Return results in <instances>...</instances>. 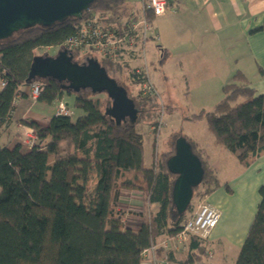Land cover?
Instances as JSON below:
<instances>
[{
	"label": "trees",
	"instance_id": "16d2710c",
	"mask_svg": "<svg viewBox=\"0 0 264 264\" xmlns=\"http://www.w3.org/2000/svg\"><path fill=\"white\" fill-rule=\"evenodd\" d=\"M136 9L127 0H94L79 19L35 25L0 41V134L17 101L27 96L22 88L35 81L43 84L37 101L51 104L70 95L74 107L83 112L72 120L73 112L55 111L47 124L20 120L32 128L34 143L26 148L20 142L0 145V264H142V253L151 246L157 257L164 255L171 264L173 251L164 252L156 245L162 238L178 243L175 236L193 205L190 202L181 214L173 205L176 176L166 161L179 136L190 143L204 170L194 188L196 196L210 194L221 185L206 149L182 130L171 133L175 136L171 148L156 151L147 165L143 134L136 129L140 110L134 123L128 119L116 123L107 113L110 99L105 93L74 92L64 81L29 77L34 58L40 56L38 49L63 47L77 55L83 46L71 48L69 41L78 38L82 24L95 16L101 27L122 32ZM164 52L160 61L166 59ZM122 59L114 62L117 67L129 65L130 60ZM128 78L138 87L142 81L136 74ZM222 93L211 110L182 119H205L215 141L247 167L264 154V92L255 94L246 76L236 71ZM125 190L140 191L141 209L120 207V193ZM258 194L234 264H264V185ZM127 218L137 219L136 228L126 224ZM205 240L191 236L180 264L205 263L210 251Z\"/></svg>",
	"mask_w": 264,
	"mask_h": 264
},
{
	"label": "crops",
	"instance_id": "0c3cea01",
	"mask_svg": "<svg viewBox=\"0 0 264 264\" xmlns=\"http://www.w3.org/2000/svg\"><path fill=\"white\" fill-rule=\"evenodd\" d=\"M127 3L130 7L139 6L136 2ZM169 16L176 25L171 29L172 24L170 31L174 30L175 33L167 37V34L163 33L165 31H162L160 45V49L167 52V59L174 57L186 72L195 73L194 69H200L203 73L211 74L214 88L221 89V92L222 86L232 81L236 71L246 76L255 94L264 92V0H178L176 12H167L153 18L154 27L165 25L164 21L171 19ZM185 29L188 30L183 33ZM22 89L27 93L23 98L28 100L29 87ZM62 98L68 103L65 96ZM71 98L73 99V96ZM21 99L17 101L16 109L11 113L9 123L1 129L0 144L15 140L24 145L22 132L29 127L20 120L48 123V119L40 113L25 106L20 108ZM169 101L173 102L170 99ZM181 121L187 120L181 117ZM194 139L201 144L195 137ZM143 143L145 160V138ZM213 143L219 150H208L201 144L208 152L221 182L217 189L206 195V199L221 211L217 225L204 241L207 250L211 252L210 244L212 246L214 241L220 242L224 239L241 247L259 202L258 188L264 185V154L249 166L243 167L239 162L237 164L232 160L229 151L220 148L215 138ZM148 154L150 161L145 160L147 165L152 162L153 150H149ZM119 201L120 207L127 210L142 207L141 193L138 190L122 191ZM131 203L137 206L131 207ZM151 208L155 210L156 205ZM132 219L135 223L131 227L136 228L137 219ZM156 247H162L164 252L173 251L171 264H180L179 261L189 249L188 242L178 244L170 242L167 238H162ZM164 252L161 255L165 254ZM213 255L212 252V257ZM204 262L222 264L210 261L209 257H206Z\"/></svg>",
	"mask_w": 264,
	"mask_h": 264
},
{
	"label": "rangeland",
	"instance_id": "374dc122",
	"mask_svg": "<svg viewBox=\"0 0 264 264\" xmlns=\"http://www.w3.org/2000/svg\"><path fill=\"white\" fill-rule=\"evenodd\" d=\"M127 1L133 3L136 2L140 5V0ZM156 23H158V21ZM173 23L174 20H172L171 17V19L164 21L165 25L156 24L157 27L154 28L157 36L146 42L144 57L142 53L141 58L130 61V65L132 66H141L144 64L147 66L149 80L156 91L155 95H150L148 99L146 96L144 97V95H141L144 99L139 97L138 93L140 91L138 84L130 82L125 66L120 65V67H117V65L112 61L106 62V60L101 58L96 51H90L86 48L80 50V53L74 55L73 57L74 60L79 63L84 62L87 58H96L106 69L108 74L115 78L116 81L127 90L128 96L133 99L135 106L141 111L136 129L141 132L143 134V138H145V150H147V154L145 156L146 162L150 161L148 154L149 150L151 151L152 149L153 154L155 155L156 151L171 148V143L175 137L171 133L176 130H182L183 133L189 135L190 137H195L208 150H219L216 149L219 147H215L217 145L213 143L214 137L208 129L207 121L205 119L181 121L182 116H186L193 112L198 113L203 109L211 110L214 106L213 103H215L222 96V92L221 89L214 88L215 83L213 82L211 74L203 73L200 69H194V71H196L195 73L186 72L185 68L181 66L178 60L174 57L167 59L168 55L166 56L167 61L166 59L160 61L162 54L165 53L160 49V45H162L161 33L162 31H165L163 33L167 34V37L174 34V30L170 31V26ZM153 26H155V24ZM174 26L176 25L173 24L171 29ZM187 30L188 29H185L183 33ZM158 33H160V35H158ZM58 50V47L41 48L37 50V54L40 56L45 54L56 55ZM164 62L165 64L163 65ZM249 76L252 77V75ZM65 98L68 101L69 108L73 112L71 119L75 120L79 114H82L83 112L74 107L73 99L70 95H65ZM169 99L173 100V102L169 101ZM105 100L108 102L107 97H105ZM36 102L37 104L35 105ZM108 104L110 106V101ZM56 105V102L51 104L40 101L33 102L30 98H28V100L22 98L20 102V108L24 106L28 107L31 111L40 113V115L45 116L48 120L55 114ZM158 123H160L159 129L157 126ZM22 134L25 146L23 144L22 145L26 148V142L29 139V136L27 135L28 130H23ZM15 143V140H13L7 142L6 144L11 147ZM220 148H222V150H226L222 146ZM229 154L232 160L238 164L236 158L231 153ZM154 155L152 160L155 158ZM196 192L197 190L193 193L191 198V202L193 204L192 210L187 213V217L192 215L200 204L204 203H207L216 209L221 217V211L206 199V195L198 197L196 196ZM136 206V204L131 203V207ZM131 223L134 225L135 220L127 218L126 224ZM239 247L240 246L238 245L228 243L226 239L221 240L220 242L214 241L213 245L211 246L210 244L209 246L214 253L213 257L212 255L209 256L210 261L222 264H233L238 255ZM223 259H225V261Z\"/></svg>",
	"mask_w": 264,
	"mask_h": 264
},
{
	"label": "water",
	"instance_id": "95a60500",
	"mask_svg": "<svg viewBox=\"0 0 264 264\" xmlns=\"http://www.w3.org/2000/svg\"><path fill=\"white\" fill-rule=\"evenodd\" d=\"M94 0H0V41L20 30L35 26H53L67 18H81ZM66 48L56 55L36 56L29 77L52 78L66 82V88L78 92L88 89L105 93L110 99L107 113L120 123L128 119L134 123L138 109L127 90L111 77L96 58L79 63ZM168 170L176 176L173 187V205L178 214L183 213L203 178L199 157L183 137L175 139L174 153L167 161Z\"/></svg>",
	"mask_w": 264,
	"mask_h": 264
},
{
	"label": "built area",
	"instance_id": "2783aa9c",
	"mask_svg": "<svg viewBox=\"0 0 264 264\" xmlns=\"http://www.w3.org/2000/svg\"><path fill=\"white\" fill-rule=\"evenodd\" d=\"M177 10L178 0H140V5L131 15L128 25L122 32L117 33L111 28L101 27L96 23L97 19L94 16L82 24L78 38L70 40L69 47L83 46V50L92 46L101 58L112 62H120L123 60L122 58L130 61L139 59L142 53L144 57L146 42L157 36L152 22L153 18ZM125 68L127 75L136 74L142 78L139 84L141 95H155L156 91L149 80L146 64L132 66L129 63ZM42 88L43 84L38 81L31 83L28 96L33 102L39 98ZM56 113L69 115L72 114V111L68 108L67 103L61 99L57 102ZM160 123L157 125L158 129ZM27 130L29 139L26 144L31 146L36 140V135L32 128H27ZM219 217V212L212 206L207 203L200 204L192 215L182 221L181 230L176 234L175 240L178 244H182L187 242L191 236H197L200 240L207 239L217 225ZM208 255L211 256L212 253L209 251ZM142 258V264H169L166 256H156L154 246L145 249Z\"/></svg>",
	"mask_w": 264,
	"mask_h": 264
}]
</instances>
